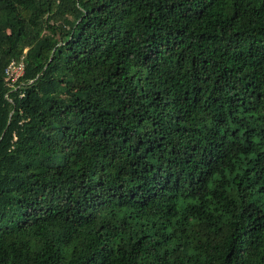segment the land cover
Segmentation results:
<instances>
[{"label": "trees", "instance_id": "trees-1", "mask_svg": "<svg viewBox=\"0 0 264 264\" xmlns=\"http://www.w3.org/2000/svg\"><path fill=\"white\" fill-rule=\"evenodd\" d=\"M0 264H264V0H0Z\"/></svg>", "mask_w": 264, "mask_h": 264}, {"label": "built area", "instance_id": "built-area-1", "mask_svg": "<svg viewBox=\"0 0 264 264\" xmlns=\"http://www.w3.org/2000/svg\"><path fill=\"white\" fill-rule=\"evenodd\" d=\"M23 59H25L23 57ZM23 64L20 62L19 64L10 63L8 67L5 69V80L11 86L16 79L22 74Z\"/></svg>", "mask_w": 264, "mask_h": 264}]
</instances>
